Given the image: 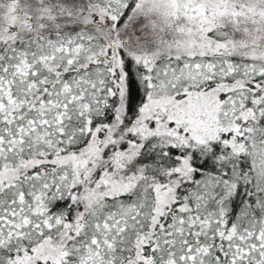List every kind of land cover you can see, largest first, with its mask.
I'll return each mask as SVG.
<instances>
[{"label":"snow or ice","instance_id":"snow-or-ice-1","mask_svg":"<svg viewBox=\"0 0 264 264\" xmlns=\"http://www.w3.org/2000/svg\"><path fill=\"white\" fill-rule=\"evenodd\" d=\"M0 264H264V0H0Z\"/></svg>","mask_w":264,"mask_h":264}]
</instances>
